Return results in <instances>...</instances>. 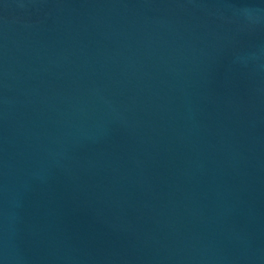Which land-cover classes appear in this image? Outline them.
I'll list each match as a JSON object with an SVG mask.
<instances>
[{
  "label": "water",
  "instance_id": "water-1",
  "mask_svg": "<svg viewBox=\"0 0 264 264\" xmlns=\"http://www.w3.org/2000/svg\"><path fill=\"white\" fill-rule=\"evenodd\" d=\"M0 264H264V0H0Z\"/></svg>",
  "mask_w": 264,
  "mask_h": 264
}]
</instances>
